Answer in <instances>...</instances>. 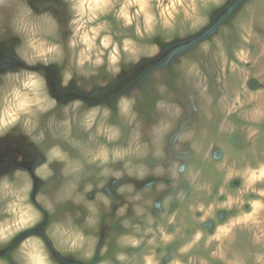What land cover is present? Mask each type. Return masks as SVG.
<instances>
[{"label": "rangeland", "instance_id": "1", "mask_svg": "<svg viewBox=\"0 0 264 264\" xmlns=\"http://www.w3.org/2000/svg\"><path fill=\"white\" fill-rule=\"evenodd\" d=\"M0 264H264V0H0Z\"/></svg>", "mask_w": 264, "mask_h": 264}, {"label": "bare ground", "instance_id": "2", "mask_svg": "<svg viewBox=\"0 0 264 264\" xmlns=\"http://www.w3.org/2000/svg\"><path fill=\"white\" fill-rule=\"evenodd\" d=\"M126 108V107H125ZM126 111V110H125ZM123 112H124V110H123ZM132 112V111H131ZM131 119V118H130ZM131 121V120H130ZM134 121V120H133ZM101 129H103V128H101Z\"/></svg>", "mask_w": 264, "mask_h": 264}]
</instances>
